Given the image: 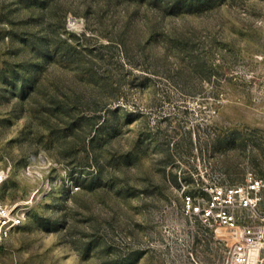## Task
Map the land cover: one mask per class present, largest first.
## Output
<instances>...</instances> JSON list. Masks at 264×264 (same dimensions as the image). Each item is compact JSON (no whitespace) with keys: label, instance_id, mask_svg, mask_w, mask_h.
<instances>
[{"label":"rangeland","instance_id":"rangeland-1","mask_svg":"<svg viewBox=\"0 0 264 264\" xmlns=\"http://www.w3.org/2000/svg\"><path fill=\"white\" fill-rule=\"evenodd\" d=\"M0 169V264H223L184 201L264 177V0H0Z\"/></svg>","mask_w":264,"mask_h":264},{"label":"built area","instance_id":"built-area-1","mask_svg":"<svg viewBox=\"0 0 264 264\" xmlns=\"http://www.w3.org/2000/svg\"><path fill=\"white\" fill-rule=\"evenodd\" d=\"M4 180L0 169V187ZM263 191L264 177L247 171L239 185L210 189L209 199L202 200V204L185 197V207L198 213L203 222L227 230L228 250L223 264H264V213L260 209ZM24 219L23 210H14L0 200V247Z\"/></svg>","mask_w":264,"mask_h":264}]
</instances>
